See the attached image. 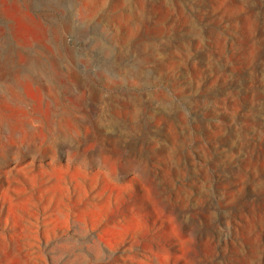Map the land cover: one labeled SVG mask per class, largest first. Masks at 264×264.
<instances>
[{
  "label": "rangeland",
  "instance_id": "1",
  "mask_svg": "<svg viewBox=\"0 0 264 264\" xmlns=\"http://www.w3.org/2000/svg\"><path fill=\"white\" fill-rule=\"evenodd\" d=\"M0 264H264V0H0Z\"/></svg>",
  "mask_w": 264,
  "mask_h": 264
}]
</instances>
